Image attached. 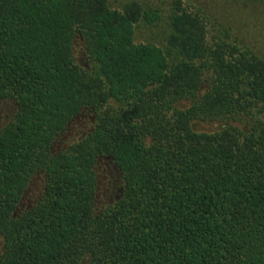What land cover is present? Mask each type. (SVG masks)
<instances>
[{
  "label": "trees",
  "instance_id": "obj_1",
  "mask_svg": "<svg viewBox=\"0 0 264 264\" xmlns=\"http://www.w3.org/2000/svg\"><path fill=\"white\" fill-rule=\"evenodd\" d=\"M263 18L0 0V264H264Z\"/></svg>",
  "mask_w": 264,
  "mask_h": 264
},
{
  "label": "rangeland",
  "instance_id": "obj_2",
  "mask_svg": "<svg viewBox=\"0 0 264 264\" xmlns=\"http://www.w3.org/2000/svg\"><path fill=\"white\" fill-rule=\"evenodd\" d=\"M127 1H130V0H108V3L112 8L120 9V7ZM136 1H139L140 3L150 4V5H153L157 8L165 9L168 7V3L171 0H136ZM260 24L261 25L263 24V26H264V20H262V22H260ZM157 32H158L157 28L146 27L143 25L136 26L134 28V41L135 42H143L144 40L151 39L153 37V34H155ZM76 49H79L78 46H76ZM0 107H1V105H0ZM6 112H7V108L1 107L0 108V117L4 116V114ZM214 127H216V126L213 123H200V124L196 125V129L200 130V131H209V130L213 129ZM79 129L80 128H77L76 132H78ZM73 133H75V131H73ZM37 191H38V184H37V181L34 180L31 188L29 189L28 196L26 197L27 199L24 201V203L27 204L34 197V195L36 194Z\"/></svg>",
  "mask_w": 264,
  "mask_h": 264
}]
</instances>
